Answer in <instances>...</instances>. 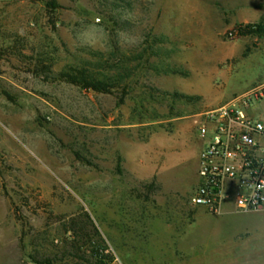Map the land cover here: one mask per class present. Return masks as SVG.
<instances>
[{
	"label": "rangeland",
	"instance_id": "rangeland-1",
	"mask_svg": "<svg viewBox=\"0 0 264 264\" xmlns=\"http://www.w3.org/2000/svg\"><path fill=\"white\" fill-rule=\"evenodd\" d=\"M230 5L0 0V264H101L96 246L122 264H248L264 250V211L225 208L217 241L191 228L198 123L264 82V32L228 38L243 12ZM75 69L111 92L61 78Z\"/></svg>",
	"mask_w": 264,
	"mask_h": 264
},
{
	"label": "built area",
	"instance_id": "built-area-1",
	"mask_svg": "<svg viewBox=\"0 0 264 264\" xmlns=\"http://www.w3.org/2000/svg\"><path fill=\"white\" fill-rule=\"evenodd\" d=\"M255 28V27H253ZM245 25L227 33L241 36ZM264 103V82L230 102L205 112L198 123L203 140L198 183L190 202L211 214H221L227 205L239 213L264 211V117L249 113ZM105 256L110 250L101 251ZM107 264H122L114 256Z\"/></svg>",
	"mask_w": 264,
	"mask_h": 264
},
{
	"label": "crops",
	"instance_id": "crops-1",
	"mask_svg": "<svg viewBox=\"0 0 264 264\" xmlns=\"http://www.w3.org/2000/svg\"><path fill=\"white\" fill-rule=\"evenodd\" d=\"M228 1L231 3V8L232 9H240L242 10L243 12L241 14H236L234 15L233 13V18L231 19V21H229L230 24H233V25H243V24H262L264 25V19L261 18L262 16V13L261 11L259 10L260 7H262V4L261 2L260 3H257L256 0H225V2ZM227 5V4H226ZM251 89V88H249ZM249 89L245 90L248 91ZM244 93V92H243ZM256 106V105H255ZM255 106L249 110V113L251 115H253V112H257V110H255ZM255 116V115H253ZM256 117V116H255ZM173 140V139H171ZM176 140V139H175ZM172 142V141H171ZM176 144V143H175ZM202 148H203V145L202 147L200 148L199 152L197 153V157H196V162H197V168H196V177H197V180H196V184L198 183V166H199V157H200V153L202 151ZM175 148H171V151L167 153V159L168 161L171 160V154L173 153ZM169 168H170V164L167 166V168L165 169V172L163 171V173H166L169 171ZM167 179L171 180L170 178L166 177ZM155 184H158V183H155ZM191 199V197H190ZM189 204H190V207L192 210H195V211H199L198 213L193 214V222L191 225V228H193L194 230V233H197L199 234L200 238L201 239H215L216 241L219 239V237L222 235V219H224V217L226 215H224V213H221V214H211V213H208L205 209L201 208V207H193L191 205V202L189 201ZM227 207H231L232 208V211L233 213H238V214H243V213H239V212H236L234 210V208L230 205H227L225 208ZM205 213H208L205 215ZM232 213V212H230ZM152 214H153V211H152ZM191 232V231H190ZM234 235H237V233H235ZM233 235V236H234ZM217 254H220L222 255L221 257L223 258V253H217ZM247 260L249 261L248 264H264V250H262V248L260 247H254V249H250L248 250L247 254ZM245 254H239V262L240 261H243L245 260L246 258ZM244 264V263H242Z\"/></svg>",
	"mask_w": 264,
	"mask_h": 264
},
{
	"label": "trees",
	"instance_id": "trees-1",
	"mask_svg": "<svg viewBox=\"0 0 264 264\" xmlns=\"http://www.w3.org/2000/svg\"><path fill=\"white\" fill-rule=\"evenodd\" d=\"M53 9H57L58 5L55 1L50 3ZM237 26H242L237 25ZM255 27V28H253ZM264 32V27L261 24H246L245 30L241 33V36L255 35L260 36ZM61 78L66 82L75 86L81 87L87 91H94L97 93L109 94L112 90V85L106 79H98L93 75L89 74L85 70H71L61 74ZM107 248L102 246L93 247V256L101 264H107L104 260L108 259L109 256H105L101 251H105Z\"/></svg>",
	"mask_w": 264,
	"mask_h": 264
}]
</instances>
